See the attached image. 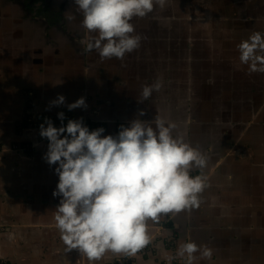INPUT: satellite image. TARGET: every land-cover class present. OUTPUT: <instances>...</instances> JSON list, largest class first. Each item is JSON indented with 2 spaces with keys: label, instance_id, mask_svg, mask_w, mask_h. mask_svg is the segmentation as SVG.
<instances>
[{
  "label": "clouds",
  "instance_id": "obj_1",
  "mask_svg": "<svg viewBox=\"0 0 264 264\" xmlns=\"http://www.w3.org/2000/svg\"><path fill=\"white\" fill-rule=\"evenodd\" d=\"M167 0H73L82 13L87 33L80 43L85 52L97 51L101 60L123 59L138 49L142 36L135 33L134 17L143 18L155 5L163 8ZM74 19V17H69ZM239 61L250 72H264V34L252 33L238 46ZM163 86L161 79L145 84L141 101ZM65 103L58 95L51 106ZM83 97L67 104L69 111L86 108ZM140 110L128 126L120 125L115 134L94 130L83 119H69L56 127L45 118L39 135L48 141L46 162L56 165L58 183L52 192L60 197L56 207V227L64 244L78 249L89 261L100 260L106 252L135 255L147 246L151 237L148 222H159L162 215L199 207V195L206 178L192 175L202 169L207 157L182 136L173 134L176 125L159 116L140 119ZM63 121L64 113H57ZM46 125V126H45ZM210 258L211 249L184 242L177 255L192 264L195 254ZM175 257L169 258V264Z\"/></svg>",
  "mask_w": 264,
  "mask_h": 264
},
{
  "label": "rangeland",
  "instance_id": "obj_2",
  "mask_svg": "<svg viewBox=\"0 0 264 264\" xmlns=\"http://www.w3.org/2000/svg\"><path fill=\"white\" fill-rule=\"evenodd\" d=\"M39 1L32 0V5L25 8L32 13V7L38 6ZM53 1L44 0L46 6L41 7V14L37 15L45 22L43 23L22 17L23 12L19 11L20 7L18 10L10 0H0V28L11 25H23L22 27L33 25L40 29L41 43L44 42L45 31L48 33L49 41L59 43L55 46L57 55H62L65 51L64 45L70 44L80 50L81 46H74V43L79 44L81 39L90 35L85 28L76 30L74 35L69 37L70 39L64 36L62 42H59L58 34L51 30L63 20H65L61 22L63 28L67 26L66 23L73 21L68 17L76 8L73 0H59V2L56 0L59 8H62L58 12L55 10L58 5H53ZM263 20L264 0H167L163 8L155 5L153 11L145 17L133 18L131 23L135 27L134 34L142 36L140 47L126 54L122 60L104 59L105 70L101 72L104 74V79L99 78L100 82L92 84L93 87H104L103 83L106 82L109 86L105 75L110 76L113 72V75L118 76L112 86V93L107 91V95H112L114 100L123 101L126 100L128 89L137 90L141 95L142 86L156 81L153 76L162 69L173 83L177 77L174 73H179L180 76L183 73L190 85L189 90L183 89L189 100L180 103L186 106L185 113L189 116L198 113L208 120L212 116L214 119L217 116L218 119H223V125L227 116H234L237 119V123L226 132L232 130L233 134L241 133V137L232 145L225 144L223 155L220 157L223 160L218 161L216 170L214 167L207 169V165L212 163L210 160L204 168H197L198 174L193 173L196 168L192 170V175H202L206 178V187L199 195V207L191 210L190 213L203 219L202 221L214 220L220 224H225L224 221L231 222L227 233L230 230L234 237L241 233L246 236L245 242L234 238L233 243L246 247L244 257L248 264L259 260L258 254L264 251V106L259 102L258 105L253 104L256 100L261 101L262 97L261 90L257 92L254 90L260 75L246 72V65H242L239 61L238 46L252 33H263ZM74 26L79 27V18ZM131 54L134 57H131ZM195 55L198 56L195 58ZM188 56L191 57L189 61L185 59ZM192 57L195 61H191ZM214 59L217 60L216 65ZM86 60L88 59L84 58V61ZM129 63L135 68L134 72H131ZM116 68L122 69V73ZM134 74L137 76L135 77ZM163 76L167 81V76ZM213 77L215 84L209 81ZM90 79L92 81L93 78L90 76ZM156 92L153 91L150 96L152 99L155 98ZM252 94H257V97L251 96ZM156 102L155 107L159 104L158 101ZM135 104L141 105L145 113L140 118H146L148 102ZM132 106L126 105L121 111L125 114ZM192 107H199V112H192L190 110ZM133 109L136 117L138 110ZM175 122H177L176 117ZM174 124L187 138L193 136L191 132L193 128ZM218 125L221 123L218 122ZM208 134L211 135L209 132ZM207 135L206 133L201 135V138L205 139L199 148L193 146L202 153L203 149L208 150L210 143L211 136ZM218 150L221 152V147Z\"/></svg>",
  "mask_w": 264,
  "mask_h": 264
},
{
  "label": "crops",
  "instance_id": "obj_3",
  "mask_svg": "<svg viewBox=\"0 0 264 264\" xmlns=\"http://www.w3.org/2000/svg\"><path fill=\"white\" fill-rule=\"evenodd\" d=\"M29 18L39 20L35 14ZM16 26L0 28V145L34 146L28 152H0V264H114L128 255L109 251L100 260L89 261L80 250H69L64 244L55 221L60 197L52 195L59 179L54 172L56 165L50 166L43 158L48 143L37 142L39 128L27 125L24 117L41 114L56 127L62 122L57 117L59 112L64 116L72 114L76 119H100L106 121L104 134L115 135L120 125L127 127L135 116L128 117L122 111L123 115H119L114 100H108L111 95H107V89L102 90V98V87L94 86V91H89L84 78V56L83 65L67 64L56 58L60 56L56 49L42 50L38 27ZM47 34L45 31L44 38L48 40ZM42 51L48 54L43 62ZM246 72L260 75L254 90H261L262 97L261 101L254 98L253 104L264 106V72H250L247 65ZM58 95L65 97V103L51 106L50 101ZM80 97L87 107L69 111L67 104ZM194 209L162 215L159 222L150 220L151 241L146 249L132 255L129 264H169L170 257H175L171 264H187V257L177 253L189 240L200 245L201 252L204 246L212 252L210 258L197 252L192 264H248L244 257L246 247L233 243L234 238L245 242L246 236L241 233L234 237L230 230L227 233L231 222L202 221L190 213ZM258 255L259 260L249 264H264V251Z\"/></svg>",
  "mask_w": 264,
  "mask_h": 264
},
{
  "label": "flooded vegetation",
  "instance_id": "obj_4",
  "mask_svg": "<svg viewBox=\"0 0 264 264\" xmlns=\"http://www.w3.org/2000/svg\"><path fill=\"white\" fill-rule=\"evenodd\" d=\"M2 1H6V0H2ZM58 2H59V0H58ZM10 3L15 5L17 7V9H18V7H20V10L19 9L18 10L23 12L22 16L24 18L25 17L29 18V16L31 14L40 15L41 14V7L46 6L44 0H40L39 5L32 7V13H30L25 8V6H31L32 0H10ZM54 4L58 5V8L55 9L57 12H58V10H62L61 7L59 8V4L57 3L56 0L53 1V5ZM70 16L74 17V19H72L73 21L72 22L70 21V23L68 22L69 20L67 19V22H68V23H66L67 26H65L63 28V24L61 23V22H65V20H63V21L59 22L54 27V29H51V30L55 31V33L58 34L59 42H62V39H65L64 36L67 37V39H68L70 36L74 35L76 30H78L79 28L84 29L83 25H81L83 15L81 12L78 11L77 7L69 13L68 17H70ZM78 18H79V27L77 28V26H74V24H75L76 20H78ZM38 21L39 22L42 21L41 18H39ZM42 22L45 23L44 21H42ZM136 23H138V22H136ZM43 40H44L43 43L40 42L42 50L49 48V50L54 51L55 46L59 45V43L56 44L52 41H49V39L47 40L46 38H44ZM77 42H79V41H77ZM77 45H80L81 47L83 46L80 42H79V44L75 42L74 46H77ZM56 48H58V47H56ZM64 48H65V51L62 53V55H60L56 58L64 60L65 63L73 64V66L76 67V66L82 64V56H84L85 59L86 58L88 59V60L84 61V78H86V80L89 84L88 85L89 91L93 89L92 84L96 83L99 78H100V80L104 79V77H103L104 74H101V72H103L105 70V68L103 67V61L104 60H101L99 54L96 51L95 52L94 51L85 52L84 46H83V48H80V50H79V48H75L70 44L66 45V46L64 45ZM47 56H48V54L42 53V62H43V59L46 58ZM131 57H134V56H132V54H131ZM112 62H114V61H112ZM86 64H87L88 68H87ZM129 66H130L131 72H134L135 68H133L131 66V63H129ZM129 66H128V68H129ZM116 69L119 70L120 73H122L121 72L122 69H120V68H116ZM87 70H89V71H87ZM181 72H182V70H181ZM156 74L157 75H154L153 78L156 80H157V78L161 79L163 82V86L161 87V89L159 91L156 92L154 99H152V97H149L147 100H144L145 102H148V106H150V107H148V106L146 107L148 109L146 116H149L153 120V125H154L155 117L159 116L160 118H162L166 122L176 123L177 125H181L182 127L188 126V128H190V127L193 128L191 131L193 133V136L190 138L189 137L187 138L177 128H175L173 130V134L176 136H182L186 142L190 143L192 146L196 145L198 148L200 147V145H202L204 143L203 140L205 139V138H201V135L205 134V133L207 135V133L209 132L211 134V135L208 134L209 136H211L210 137V143L208 145V150L203 149V154L207 157V161L210 160V162H212L211 165H207V169H210V167H214L215 168L214 170H216V168L219 165L218 161L223 160V158H220V157L223 155L224 146H226L227 144L232 145V143H235L234 141H238L239 137H241V133H239L238 135H237V133L233 134L232 130L229 132H226V130L228 128L233 127L234 123H237V119L234 116H227L225 119L226 120L225 125H223L222 124L223 119L222 118L218 119L217 116L215 119L212 116L210 118V120H208L207 118H204L203 116H201L198 113L195 116H189L187 113L184 112V111H186V110H184V109H186V106L180 105L181 101L187 102L189 100L188 96H186L185 93L183 92V89L189 90V88H190V85L188 84V82L186 80V78H187L186 75H184L182 73V75L180 76L179 73L178 74L174 73V76H177V77H176V81H174V83H173V81L172 82L169 81V78H168L169 75L166 74V71H164L163 69L161 70L160 73H156ZM134 75H135V77L137 76V74H134ZM163 75L167 76V81L165 79V76H163ZM90 76H91V78H93L92 79L93 82L91 81ZM105 76L107 77V81H108L109 86L104 81L105 83H103L104 87H102V89H107L108 91H110V93H112V90H113L112 86H114V82L116 81L115 79L117 78L118 75H116V74L113 75V72H112L110 76H108L107 74ZM199 78H200V74H199ZM100 80L98 82H100ZM209 81L211 84H215V78L214 77L212 79L210 78ZM154 82H150L149 84H152ZM96 87L98 88V86H96ZM104 93H105V91H101L100 98L104 97L103 96ZM111 97H112V95H111ZM111 97L109 96V98H108L110 103H112L114 100ZM137 97L141 98L139 91L133 90V89H131V90L128 89V91L126 92V100H123V101L114 100L115 105H113V106L118 111V114H122L121 113L122 108H126L124 106L133 105L132 107H130V110L129 109L126 110L128 117H131V116L133 117L134 113H135V110L133 108H136L138 110V112L140 110H142L141 105L135 104V103H138L139 101H141V100L136 99ZM100 98H99V100H101ZM156 101L159 102L157 107H155V104H157ZM151 104H154V106ZM237 108H239V107H237ZM190 110L192 112L196 113V112H199L200 108L199 107H192ZM177 114H178V116H177ZM175 117L177 119V122H175ZM187 117H191V119L190 118L187 119ZM218 122H220L221 125H218ZM195 139L197 142H195ZM205 146H207V145H205ZM219 147H221V152L218 150ZM196 170H194L193 173L198 174L199 171L197 168H196Z\"/></svg>",
  "mask_w": 264,
  "mask_h": 264
},
{
  "label": "built area",
  "instance_id": "obj_5",
  "mask_svg": "<svg viewBox=\"0 0 264 264\" xmlns=\"http://www.w3.org/2000/svg\"><path fill=\"white\" fill-rule=\"evenodd\" d=\"M24 119H25V123L27 125L35 126L37 128H39V126L41 124H43L44 121H45V118L41 114L26 115L24 117ZM69 119H76V118L72 114L65 115L63 121L60 124V127L63 126V125H66L67 121ZM83 123L89 128V130H94V129L98 128V127H103L105 129V127H106V121L100 120V119H94V120L84 119ZM37 142L48 143L47 139L46 138H42L41 136L38 137ZM33 146H34V144H31V143H28V144L13 143L12 145H10L8 147H3V146L0 145V152H4V151H7V150H9V151L28 152V151H30L32 149ZM147 246H145L144 248L139 250L137 253L141 252L143 249H146ZM131 257H132V255L131 256L128 255L125 258L119 259L114 264H129V259Z\"/></svg>",
  "mask_w": 264,
  "mask_h": 264
},
{
  "label": "water",
  "instance_id": "obj_6",
  "mask_svg": "<svg viewBox=\"0 0 264 264\" xmlns=\"http://www.w3.org/2000/svg\"><path fill=\"white\" fill-rule=\"evenodd\" d=\"M196 44H197V43H196ZM200 45H201V44H200ZM203 49H204V47H203ZM168 56H169V54H168ZM184 57H186V55H185ZM190 58H191V57H189V56H188V57H187V58H185V59L189 61V60H190ZM191 61H195V58H193V57H192ZM191 61H190V62H191ZM198 66H199V65H198ZM208 69H209V67L207 66V70H208ZM175 70L177 71V69H176V68H175ZM180 70H182V69H180ZM177 72H178V71H177ZM198 74H200V73H198ZM226 88H227V89H229V87H228V86H226Z\"/></svg>",
  "mask_w": 264,
  "mask_h": 264
},
{
  "label": "trees",
  "instance_id": "obj_7",
  "mask_svg": "<svg viewBox=\"0 0 264 264\" xmlns=\"http://www.w3.org/2000/svg\"><path fill=\"white\" fill-rule=\"evenodd\" d=\"M200 55H203V54H200ZM198 55H195V58L197 57ZM217 64V60L216 59H214V65H216Z\"/></svg>",
  "mask_w": 264,
  "mask_h": 264
}]
</instances>
